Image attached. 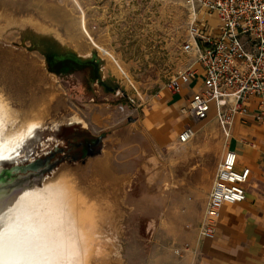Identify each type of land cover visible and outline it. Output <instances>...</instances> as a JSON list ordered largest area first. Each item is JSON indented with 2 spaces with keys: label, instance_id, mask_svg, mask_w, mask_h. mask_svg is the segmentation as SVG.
I'll use <instances>...</instances> for the list:
<instances>
[{
  "label": "rangeland",
  "instance_id": "374dc122",
  "mask_svg": "<svg viewBox=\"0 0 264 264\" xmlns=\"http://www.w3.org/2000/svg\"><path fill=\"white\" fill-rule=\"evenodd\" d=\"M47 1V9L38 11L37 0L20 6L0 0V98L10 111L3 136L12 148L1 162L0 189L16 181L27 184L18 189L23 195L30 187L67 180L80 195L82 210L93 215L97 248L88 264H183L187 244L180 243L190 222L183 210L190 200L182 188L190 179L185 171L178 179L172 162L160 178L158 161L179 146L185 126L157 146L142 118L147 123L150 110H159V102L172 94L170 79L193 61L182 47L190 8L185 0ZM56 2L62 9L50 7ZM42 12L66 16L64 34L78 37L86 46L82 51L98 59L99 82L92 90L85 71L48 69L44 54L52 51L40 39L60 36L49 19L38 24ZM130 104L139 108L125 115ZM110 112L122 115L117 123H94ZM133 115L135 127L127 119ZM212 118L209 128L223 134L215 111L207 121ZM33 121L39 126L32 135L27 130ZM114 130L140 137H132L125 154L109 153L106 141ZM12 191L13 201L3 210L19 203Z\"/></svg>",
  "mask_w": 264,
  "mask_h": 264
},
{
  "label": "crops",
  "instance_id": "0c3cea01",
  "mask_svg": "<svg viewBox=\"0 0 264 264\" xmlns=\"http://www.w3.org/2000/svg\"><path fill=\"white\" fill-rule=\"evenodd\" d=\"M12 1L19 6L21 2H24V0ZM47 2V0H37V5H34L33 8L38 11L41 9L45 11L48 7ZM49 4L50 7L56 9H62L63 7L61 2ZM18 11L21 12L22 8L20 7ZM45 15L44 12L40 13V17L37 15L38 24L42 26L45 23L44 20L49 19L60 36L46 41L43 38L40 39L52 51L51 54H59V56L71 54L81 59L93 58L82 51L86 50L82 40L64 34L62 27L65 25L64 20H67L66 16L59 14L56 17H47ZM204 18L208 20V30H212L213 34H216L217 31L214 29L219 26L218 15L212 13L205 15ZM35 50L38 51V48ZM51 54L49 53L47 56L44 54L46 63ZM77 72L78 70L73 73ZM98 82L99 79L93 85ZM201 84L202 77L198 75L191 80L190 84L185 85L180 93L170 94L161 100L158 111L151 109L150 112H152L147 119V123L142 118L148 139L156 143L157 146L164 144L165 138H171V135L175 133L174 129L180 126L181 123H184V126L192 125L196 131L194 138L188 143H180L177 137L179 146L175 148L174 145L171 148L169 158L165 159L164 155L163 161H158L160 178L172 162L173 173L178 175V179L181 180L182 171H185L186 178L190 179L186 188H182L183 191L185 190L188 200H190L188 206H185L183 210L186 220H190V222L186 224V230L180 243L182 245L186 243L188 246L181 256V262L183 264H264V126L256 117L260 112L262 98H251L245 104L247 113L237 114L229 130L224 128L219 121L223 131L222 134L219 130L209 128L215 121L214 118L207 121L213 111H215L218 119V110L214 102L207 117L197 123L180 113L179 108L187 106L189 99L200 89ZM96 93L99 94L98 91ZM130 106H132L131 109H127L125 115L133 114L139 108L135 104H130ZM121 107L124 109V106ZM113 113L110 112L104 119H100V122L98 120L94 123L103 122L105 126L117 123L122 115L118 117ZM133 116L127 119L135 127L138 120L135 115ZM138 134L133 136L140 137ZM133 136L129 133L126 136H120L118 130H114L107 138L108 151L106 152L117 155L125 154L127 152L125 145ZM229 150L237 154L236 169L238 171L245 168L251 170L249 181L245 185L246 198L238 204H225L221 209V217L216 225L214 238H201L198 229L204 217L218 165L225 152Z\"/></svg>",
  "mask_w": 264,
  "mask_h": 264
},
{
  "label": "built area",
  "instance_id": "2783aa9c",
  "mask_svg": "<svg viewBox=\"0 0 264 264\" xmlns=\"http://www.w3.org/2000/svg\"><path fill=\"white\" fill-rule=\"evenodd\" d=\"M185 2L190 8L191 21L182 47L193 61L170 79L168 89L172 94L180 93L198 75L202 84L187 106L179 108L180 113L197 123L207 117L214 102L219 121L229 130L237 114L247 113L245 104L251 98L261 97L256 117L264 126V0ZM212 13L219 17L216 34L208 30V20L204 18ZM195 132L192 125H186L179 133V142L188 143ZM237 160V154L229 150L218 165L198 229L201 238H214L225 204H238L246 198L245 185L251 170L238 171Z\"/></svg>",
  "mask_w": 264,
  "mask_h": 264
},
{
  "label": "bare ground",
  "instance_id": "6f19581e",
  "mask_svg": "<svg viewBox=\"0 0 264 264\" xmlns=\"http://www.w3.org/2000/svg\"><path fill=\"white\" fill-rule=\"evenodd\" d=\"M9 117V108L0 98V166L12 149L3 136ZM38 126L39 121L31 122L27 133L33 135ZM66 181L30 187L23 195L18 189L24 183L10 181L0 189V264H88L97 248L93 215L82 210L80 195ZM11 190L19 203L3 210L5 202L13 201L8 198Z\"/></svg>",
  "mask_w": 264,
  "mask_h": 264
},
{
  "label": "trees",
  "instance_id": "16d2710c",
  "mask_svg": "<svg viewBox=\"0 0 264 264\" xmlns=\"http://www.w3.org/2000/svg\"><path fill=\"white\" fill-rule=\"evenodd\" d=\"M48 69L54 73H73L74 71H85L88 75L91 90L93 83L99 79V61L96 58L81 59L75 55L65 54L62 56H53L47 59Z\"/></svg>",
  "mask_w": 264,
  "mask_h": 264
},
{
  "label": "flooded vegetation",
  "instance_id": "af4514ba",
  "mask_svg": "<svg viewBox=\"0 0 264 264\" xmlns=\"http://www.w3.org/2000/svg\"><path fill=\"white\" fill-rule=\"evenodd\" d=\"M50 54H51V53H50ZM53 56H56V57H57V56H59V54H57V55H53V54H51V55H50V57H53ZM60 56H61V55H60ZM102 86L105 87V85H104L103 82H102ZM87 145H88L89 147H91L93 144L90 143V144H87ZM89 151H90V148H89Z\"/></svg>",
  "mask_w": 264,
  "mask_h": 264
},
{
  "label": "snow or ice",
  "instance_id": "6c2138e0",
  "mask_svg": "<svg viewBox=\"0 0 264 264\" xmlns=\"http://www.w3.org/2000/svg\"><path fill=\"white\" fill-rule=\"evenodd\" d=\"M3 245V238H2V233H0V248H2Z\"/></svg>",
  "mask_w": 264,
  "mask_h": 264
}]
</instances>
